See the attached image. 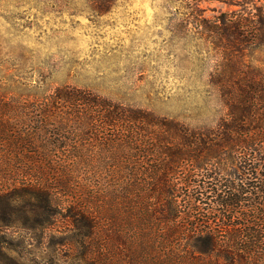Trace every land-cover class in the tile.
<instances>
[{"label":"trees","instance_id":"obj_1","mask_svg":"<svg viewBox=\"0 0 264 264\" xmlns=\"http://www.w3.org/2000/svg\"><path fill=\"white\" fill-rule=\"evenodd\" d=\"M253 9L197 18L228 57L211 79L225 111L202 126L34 83L0 42L2 223L45 231L61 215L85 264H264V58L244 57H264V5Z\"/></svg>","mask_w":264,"mask_h":264},{"label":"rangeland","instance_id":"obj_2","mask_svg":"<svg viewBox=\"0 0 264 264\" xmlns=\"http://www.w3.org/2000/svg\"><path fill=\"white\" fill-rule=\"evenodd\" d=\"M100 2L0 0V42L26 62L34 83L87 87L197 126L216 124L226 106L211 79L228 57L197 18L247 17L264 0H111L104 11ZM244 54L247 63L264 58L254 46ZM219 165L227 174L236 161ZM58 219L45 231L0 219V264H85Z\"/></svg>","mask_w":264,"mask_h":264}]
</instances>
